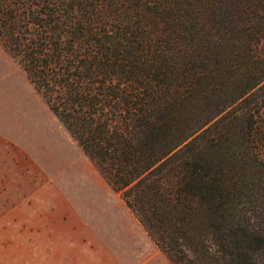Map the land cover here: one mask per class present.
I'll use <instances>...</instances> for the list:
<instances>
[{
    "label": "trees",
    "instance_id": "1",
    "mask_svg": "<svg viewBox=\"0 0 264 264\" xmlns=\"http://www.w3.org/2000/svg\"><path fill=\"white\" fill-rule=\"evenodd\" d=\"M263 38L264 0H0L2 45L173 264H264Z\"/></svg>",
    "mask_w": 264,
    "mask_h": 264
},
{
    "label": "rangeland",
    "instance_id": "2",
    "mask_svg": "<svg viewBox=\"0 0 264 264\" xmlns=\"http://www.w3.org/2000/svg\"><path fill=\"white\" fill-rule=\"evenodd\" d=\"M0 133L30 160L0 178V264H173L1 40Z\"/></svg>",
    "mask_w": 264,
    "mask_h": 264
},
{
    "label": "crops",
    "instance_id": "3",
    "mask_svg": "<svg viewBox=\"0 0 264 264\" xmlns=\"http://www.w3.org/2000/svg\"><path fill=\"white\" fill-rule=\"evenodd\" d=\"M20 153V143L10 141L0 133V178L13 180V178L21 176L22 169L26 170V168H22V163L28 166L30 160L26 157L22 160Z\"/></svg>",
    "mask_w": 264,
    "mask_h": 264
}]
</instances>
